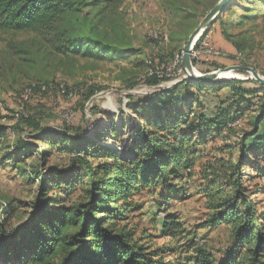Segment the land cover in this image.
Listing matches in <instances>:
<instances>
[{
  "label": "trees",
  "instance_id": "obj_1",
  "mask_svg": "<svg viewBox=\"0 0 264 264\" xmlns=\"http://www.w3.org/2000/svg\"><path fill=\"white\" fill-rule=\"evenodd\" d=\"M258 1L264 4V0ZM115 4L116 0H0V41L4 34L35 32L41 39L52 37L59 49L104 47L108 44L98 35L97 28L102 16ZM210 29L211 26L200 41L207 38ZM221 35L240 49L225 28ZM17 48L31 56L35 49L22 44ZM241 55L239 51L236 57L240 59ZM150 63L147 68L153 66ZM167 79L147 74L146 82L156 87ZM245 83L189 79L147 96L131 95L127 108L142 117L131 138V156L102 145L98 137L79 134L74 136L69 168H29L32 175L40 176L39 191L24 223L12 225L15 212L4 208L0 211V264H217L195 236L168 249L153 247L145 236L137 237L130 217L140 206L134 196L144 188L164 187L172 180L184 179L199 161L196 147L205 143L203 133L223 131L236 139L234 146L228 148V157L206 163L200 172L213 189L208 201L213 213L205 225L216 227L225 222L232 228L234 243L224 264H264V213L244 184L250 169L264 171V103L256 101L259 90L246 87ZM75 88L31 81L21 95L28 90L30 97L32 93L46 94L53 89H65L67 95ZM190 88H196V94L211 89L227 92L208 113L205 103L191 94ZM95 91L96 87H89L85 98L90 99ZM192 104H199L201 111L196 112ZM257 104L259 111L249 120L250 127L241 129L246 114ZM18 113L16 127L27 133L18 143L13 142L15 155L30 153L28 149L36 145V139L51 141L55 135L71 136L68 128L50 130L35 115ZM234 155H238L236 161ZM90 158L98 160L96 166ZM221 181L229 190L225 199ZM79 187L82 193L74 199ZM160 225L162 234L174 241L187 232L173 214H165ZM183 254L187 256L181 258Z\"/></svg>",
  "mask_w": 264,
  "mask_h": 264
},
{
  "label": "rangeland",
  "instance_id": "obj_2",
  "mask_svg": "<svg viewBox=\"0 0 264 264\" xmlns=\"http://www.w3.org/2000/svg\"><path fill=\"white\" fill-rule=\"evenodd\" d=\"M218 1L116 0L115 6L102 16L97 28L98 35L108 44L99 48L59 49L52 37L41 39L35 32L4 34V40L0 41V211L4 208L15 212L10 222L12 225H20L29 218L39 191L40 176L32 175L29 168H69L71 148L76 143L74 136L98 137L102 145L113 143L123 156H131V138L142 117L127 108L129 96H147L158 89L174 86L177 80H189L184 79V46L191 32ZM213 25L220 32L225 28L240 49L228 43L230 49L226 50L207 39L212 48L225 56L206 59L207 56L202 55L198 64L193 61L194 70L206 73L231 65H247L264 76V4L258 0H229L211 23V29ZM20 44L35 48L33 56L21 53L17 48ZM38 47H42L41 50ZM239 51H242L240 59L236 57ZM150 62L153 66L147 68ZM150 68L163 70V77L168 79L156 87L148 85L146 79ZM235 72L244 78L249 76L247 72ZM233 80L238 79L218 82L230 83ZM31 81L56 82L62 87L76 88L67 95L64 94L65 89H53L46 94L32 93L24 99L23 94L26 93L21 95V92ZM243 81L246 87L259 90L256 101L264 103V86L252 79ZM91 86L96 87V91L86 99L85 94ZM188 90L200 97L208 113L227 92L226 89L222 92L211 89L196 94V88ZM216 95H220L219 98ZM259 106L257 104L246 114L239 126L241 129L250 127L249 120L258 114ZM192 107L196 112L201 111L199 104H192ZM18 112L35 115L50 130L68 128L72 137L55 135L52 140H58L56 143L49 139H32L36 145L28 149L30 153L15 155L13 142L18 143L27 133V130L21 131L16 127ZM262 124L264 126V120ZM203 138L205 143L196 147L199 161L184 179L172 180L164 187L144 188L134 196L140 206L131 213V225L135 227L137 237L145 236L153 247L168 249L170 245L179 246L195 236L217 264H224L226 253L234 243L232 228L225 222L216 227L205 225L213 213L208 205L213 189L201 178L200 172L206 163L220 157L227 158L228 148L234 146L236 139L227 131L203 133ZM237 158L238 155H234L233 160ZM89 160L96 166L97 159ZM262 171L250 169L244 184L252 200L259 203L260 212L264 213ZM220 184L223 188L221 195L225 199L229 190L224 187V181ZM80 189L75 191L74 199L81 195ZM165 214H173L183 223L187 232L182 239L174 241L162 234L160 222ZM185 256L183 254L181 258Z\"/></svg>",
  "mask_w": 264,
  "mask_h": 264
},
{
  "label": "water",
  "instance_id": "obj_3",
  "mask_svg": "<svg viewBox=\"0 0 264 264\" xmlns=\"http://www.w3.org/2000/svg\"><path fill=\"white\" fill-rule=\"evenodd\" d=\"M229 0H219L217 4L204 16L199 25L191 32L189 38L184 46V50L182 52V65L186 72V76L184 79H190L194 81H207V82H217L220 80H225L221 78V73L224 71H242L249 73L248 77L245 78H235L232 77L230 79H252L258 81L261 85L264 86V76L261 75L254 67L247 65H231L224 69H217L213 71H209L206 73H196L194 72V63L192 59V50L195 47L197 41L201 38L207 28L211 25V23L218 17V15L222 12L225 5ZM182 80H177L175 84L181 82Z\"/></svg>",
  "mask_w": 264,
  "mask_h": 264
},
{
  "label": "built area",
  "instance_id": "obj_4",
  "mask_svg": "<svg viewBox=\"0 0 264 264\" xmlns=\"http://www.w3.org/2000/svg\"><path fill=\"white\" fill-rule=\"evenodd\" d=\"M202 55H206L207 56L206 59H208L209 57H222V56H225V54H223L220 50L212 48L208 44L207 39H204L202 41H200V39H199L197 41L195 47L192 50V59L195 60V61H199L200 57ZM154 74H156V75L161 77V76H164L165 73H164L163 70L160 71V70H157V69L150 68L148 75H154ZM28 91H26V94H23V98L24 99H27V97L29 95Z\"/></svg>",
  "mask_w": 264,
  "mask_h": 264
},
{
  "label": "crops",
  "instance_id": "obj_5",
  "mask_svg": "<svg viewBox=\"0 0 264 264\" xmlns=\"http://www.w3.org/2000/svg\"><path fill=\"white\" fill-rule=\"evenodd\" d=\"M206 39H209V41H212L213 43L214 41L217 42L216 44H219L218 46L224 49L226 48V50L230 49V44H228V42L223 39L221 32L219 31V28H217V26H214V28L210 30Z\"/></svg>",
  "mask_w": 264,
  "mask_h": 264
},
{
  "label": "bare ground",
  "instance_id": "obj_6",
  "mask_svg": "<svg viewBox=\"0 0 264 264\" xmlns=\"http://www.w3.org/2000/svg\"><path fill=\"white\" fill-rule=\"evenodd\" d=\"M195 70H194V72L197 71V70L196 71ZM196 73H199V72H196ZM232 77H235V78H244V76L242 74L237 73L235 71H224L223 73H221V78H223V79H230ZM108 146L111 147V148H113V149H116L117 151H120L119 147L117 145L113 144V143H110Z\"/></svg>",
  "mask_w": 264,
  "mask_h": 264
}]
</instances>
